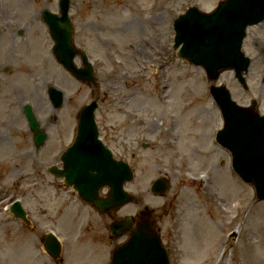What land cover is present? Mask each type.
Returning <instances> with one entry per match:
<instances>
[{
	"label": "rangeland",
	"instance_id": "rangeland-1",
	"mask_svg": "<svg viewBox=\"0 0 264 264\" xmlns=\"http://www.w3.org/2000/svg\"><path fill=\"white\" fill-rule=\"evenodd\" d=\"M219 1L71 0L75 44L95 67L97 83L90 86L51 53L41 12H58L59 0H0V264H63L42 247L41 235L50 229L63 242L66 264H109L121 240H111L107 221L48 172L72 142L80 108L94 97L101 138L135 169L126 185L135 200L118 215L153 208L171 264H264V200L255 199L254 188L233 171L230 152L215 140L223 122L203 68L178 57L173 46L179 14L192 5L209 11ZM243 50L252 58L249 89L233 70L218 83L243 105L257 100L264 113V20L248 28ZM51 85L65 92L60 109L48 98ZM28 103L49 134L40 148L22 110ZM198 175L213 182L217 195L190 180ZM159 176L171 180L164 196L150 191ZM17 196L29 226L6 209ZM222 236L226 242L218 246Z\"/></svg>",
	"mask_w": 264,
	"mask_h": 264
},
{
	"label": "water",
	"instance_id": "water-1",
	"mask_svg": "<svg viewBox=\"0 0 264 264\" xmlns=\"http://www.w3.org/2000/svg\"><path fill=\"white\" fill-rule=\"evenodd\" d=\"M60 5L62 16L47 10L44 13L56 42L54 51L59 61L77 77L91 80L89 66L84 70L77 69L73 63L76 50L72 45L73 27L68 17L70 1L61 0ZM263 18L264 0H225L210 13L191 7L175 21L177 45L184 43L179 54L202 64L212 81H216L222 70L235 68L236 76L243 82L242 72L250 64V58L241 51L246 27ZM211 92L225 121L224 128L217 133V141L230 149L234 169L245 181L252 182L258 198L264 199V117L238 105L224 86L212 85ZM51 97L55 105H60L63 92L52 88ZM97 106L93 101L82 109L77 137L64 156L67 168L59 173L66 175L69 183L75 182L80 195L103 212L116 209L132 198L123 184L132 179L133 172L127 163L114 159L111 151L99 140L95 122ZM25 113L34 132V142L40 146L46 134L40 130L31 106L25 107ZM53 171L58 173V169ZM104 185L110 186V194L103 199L98 193ZM168 186L167 181L158 179L153 190L162 193ZM11 211L16 217L25 219L19 202ZM146 213L143 211L141 215ZM131 223V218H126L111 225L114 236L130 230L129 239L113 250L111 264H169L167 252L159 235L150 226V220H142L136 228ZM43 242L51 255L60 253L61 245L52 234L45 235Z\"/></svg>",
	"mask_w": 264,
	"mask_h": 264
},
{
	"label": "bare ground",
	"instance_id": "bare-ground-1",
	"mask_svg": "<svg viewBox=\"0 0 264 264\" xmlns=\"http://www.w3.org/2000/svg\"><path fill=\"white\" fill-rule=\"evenodd\" d=\"M167 102H168V100H166V103ZM180 120H182V119L180 118ZM182 122H183L184 125L187 124L186 119H183ZM196 180L201 182V183H203L202 186H201L202 190H204V191H206V192H208L210 194H211V191L214 190V184H212L211 182H208V183L205 182V180H209V179H207V177L205 175H201V177H197ZM225 204H227V202H225ZM262 245H263V242H260V240H259L258 247L261 248ZM254 246H255V242L254 241L250 242L249 247H254ZM258 250H260V249H258ZM256 254H257V252H256Z\"/></svg>",
	"mask_w": 264,
	"mask_h": 264
}]
</instances>
